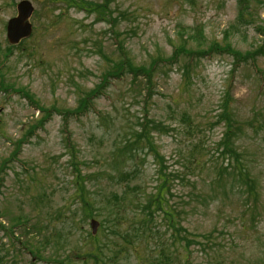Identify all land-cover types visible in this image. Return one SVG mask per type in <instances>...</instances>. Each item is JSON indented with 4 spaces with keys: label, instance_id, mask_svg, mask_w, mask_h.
Listing matches in <instances>:
<instances>
[{
    "label": "rangeland",
    "instance_id": "obj_1",
    "mask_svg": "<svg viewBox=\"0 0 264 264\" xmlns=\"http://www.w3.org/2000/svg\"><path fill=\"white\" fill-rule=\"evenodd\" d=\"M18 1L0 0V264H63L68 257L79 264L75 251L89 248V236L100 229L92 234L90 223L100 219H85L78 209L77 173L87 177L96 207L104 191L126 189L134 207L155 192L159 170L171 182L167 201L180 213L181 235L190 238L188 245L178 242L191 264H264V0H243L242 7L239 0H107L110 28L87 7L103 0H79L78 6L29 0L36 12L32 34L11 46L5 24ZM116 43L136 63L156 55L172 59L185 43L208 47L207 56H178L180 63L156 74L146 103L130 78L109 79L86 115L64 120L61 114L76 110L113 73ZM225 104L242 121L258 114L241 139L248 150L238 155L256 179V200L231 174L234 155L219 145ZM134 129L150 136L158 157L134 142ZM128 141L130 150L116 165ZM153 216L148 235L160 233L149 239L150 252L175 238ZM125 219L122 232L143 226ZM211 231L209 242L192 238ZM23 246L38 248L49 262L33 260ZM106 253L108 259L114 252Z\"/></svg>",
    "mask_w": 264,
    "mask_h": 264
},
{
    "label": "trees",
    "instance_id": "obj_2",
    "mask_svg": "<svg viewBox=\"0 0 264 264\" xmlns=\"http://www.w3.org/2000/svg\"><path fill=\"white\" fill-rule=\"evenodd\" d=\"M65 3L74 6H78L81 4L79 0H63ZM105 4L93 6H87L91 9V12L99 17L97 21L105 22L108 27H111L113 19H108V1L103 0ZM239 4L242 7L243 0H239ZM86 7V6H85ZM241 7L239 10L241 11ZM244 8V7H243ZM241 18H236L235 25L238 26L240 23L239 21ZM96 21V19L94 20ZM118 34V33H114ZM119 43H116V47L118 48L119 60L116 61L114 64V71L109 75L108 73L104 75L100 83L97 85L93 91L86 93L85 96L79 100L77 109L72 111L66 112V114H61L64 120L70 119L71 117L79 118L81 116L86 115L93 107L96 99H99L101 93L100 90L109 83V79L113 80H122L124 78H130V82L135 84L134 86L137 88L139 87L138 94L143 96V102L149 101L153 94V88L156 84V76L163 72V69L167 66L168 69H171L173 66L172 64L180 63V59L178 56L186 57L190 60L197 59L195 57L196 51L198 53V58H202L207 56L206 54V45L205 43H198L195 49L188 48L186 46H181L179 48H175L173 51L172 59H163L160 58L158 55L151 56L149 62L143 63H136L134 59L127 53L121 51L119 49ZM222 55L223 52L218 53ZM234 56V55H232ZM190 62V61H189ZM157 74V75H156ZM167 74V73H166ZM165 74V75H166ZM184 78H188V71L183 73ZM103 91V90H102ZM255 117L248 121L239 120L235 117L234 111L232 110L229 105L225 104L223 107V112L220 114L218 118V122L220 123L223 121L224 129L222 132V136L219 140V145L223 146V153L226 152L230 155H234L235 162L234 168L235 173H231L238 181L240 186L243 185L241 188H245V194L248 198H252L256 200L258 196L257 191V184L256 179L252 177L250 170L245 168L241 162L238 160V155L245 153L247 149L246 144L241 140L242 137L246 134V127L247 126H254V122L257 119V112L254 114ZM261 118L264 117V111L260 115ZM185 122H190L187 119L190 118L188 115H182ZM253 122L250 123V122ZM259 123V122H258ZM260 124V123H259ZM143 125V123H142ZM134 142L136 144H141L142 142L150 148L155 156L158 157L156 150L153 149L151 144L150 136L145 132H139V130H133ZM240 140V146H237L236 142ZM125 143V145L121 146L114 158L116 165H119L121 162L120 159L122 157L123 152L126 150H130V145ZM157 159V158H156ZM158 161V159H157ZM76 164L72 161V166L74 167ZM226 173L227 171L224 170ZM223 176V173H220ZM129 176V173L125 172L121 174V178L124 179ZM87 177L81 176L79 173L74 178L76 183V201L78 202V209H80L83 214L84 218H99V235L97 236H89L91 239L89 248L75 251L76 260L79 261V264H118L119 259H129L132 258L134 264H191L188 261V255L186 252V247L181 245L180 241H184L185 244H189L190 238L186 236H182L181 232L184 230V227L181 225L180 221V213L175 210L174 207L170 206L167 196L169 194L170 188V181L168 179V175L162 171H158V185L155 188L154 193H150L147 195L143 201V199H139L137 206H132V202L128 201L127 194L128 191L119 193H110L106 194V191L103 192L102 197L103 201L101 206L96 207V202L93 197L90 195L89 189L86 184ZM128 189H130L128 187ZM168 200V201H167ZM103 207H107V213L103 214L101 209ZM136 208V209H134ZM134 209V211H133ZM131 214V216H130ZM153 215H158L161 218V222L165 225L168 231L172 233L169 235L171 238L174 236L175 238L171 241L168 239H163V242L157 246L155 249L150 252L147 243L149 239H155L159 236L160 232H155L156 237H151L148 235L150 231L149 225L151 224L148 217L152 218ZM131 220L132 222L136 223H143V226L139 224V227L136 229H132L130 233L122 232L123 225L126 223V219ZM167 230L163 232L167 234ZM212 231L205 234H196L192 236V238L201 239V241L197 240L200 243L203 242V239L206 242L211 241ZM102 237H101V236ZM157 240H160L158 237ZM178 240H180L178 242ZM93 243L91 244V242ZM167 242H169L167 244ZM177 242L178 247L182 249V252L177 249ZM145 244L143 247L142 244ZM31 246H33L31 244ZM26 249L25 246H23ZM203 245L202 251H205ZM28 254L31 255L33 260L43 261L45 263L49 262V258L43 257L41 255V251L36 247H31L26 249ZM106 252H114L108 259L104 258L106 256ZM128 257V258H125ZM29 264H33L31 261ZM63 264H75V261L71 260L68 257Z\"/></svg>",
    "mask_w": 264,
    "mask_h": 264
},
{
    "label": "water",
    "instance_id": "obj_3",
    "mask_svg": "<svg viewBox=\"0 0 264 264\" xmlns=\"http://www.w3.org/2000/svg\"><path fill=\"white\" fill-rule=\"evenodd\" d=\"M33 11L31 3L27 0H22L17 4V16L11 18L7 22L6 37L10 44H17L21 38L29 36L31 33V25L27 21ZM92 233H95L98 227V222L92 220Z\"/></svg>",
    "mask_w": 264,
    "mask_h": 264
},
{
    "label": "flooded vegetation",
    "instance_id": "obj_4",
    "mask_svg": "<svg viewBox=\"0 0 264 264\" xmlns=\"http://www.w3.org/2000/svg\"><path fill=\"white\" fill-rule=\"evenodd\" d=\"M20 42H22V40H21ZM20 42H19V43H20Z\"/></svg>",
    "mask_w": 264,
    "mask_h": 264
}]
</instances>
